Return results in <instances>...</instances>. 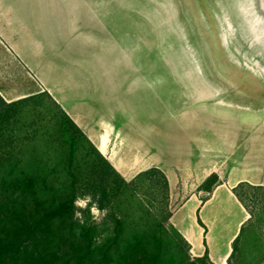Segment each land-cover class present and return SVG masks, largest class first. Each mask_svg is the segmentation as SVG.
I'll use <instances>...</instances> for the list:
<instances>
[{"label": "rangeland", "instance_id": "rangeland-1", "mask_svg": "<svg viewBox=\"0 0 264 264\" xmlns=\"http://www.w3.org/2000/svg\"><path fill=\"white\" fill-rule=\"evenodd\" d=\"M243 7L242 0H48L46 79L58 89L52 99L95 145L108 134L106 157L127 181L152 168L170 174L163 206L146 201L166 207L171 226L188 200L211 197L201 190L204 176L218 169L229 177L231 151L240 164L260 162L264 49ZM34 110L58 112L43 99L20 115ZM22 125L0 123L7 133L1 152L20 142L9 136ZM240 192L253 216L243 206L250 217L236 244L227 245L244 216L237 204L219 194L205 216L214 223L217 252L236 249L227 264H264V191ZM79 201L82 209L90 203ZM91 213L104 224L106 212L92 206ZM188 254L197 258L191 246Z\"/></svg>", "mask_w": 264, "mask_h": 264}, {"label": "trees", "instance_id": "trees-1", "mask_svg": "<svg viewBox=\"0 0 264 264\" xmlns=\"http://www.w3.org/2000/svg\"><path fill=\"white\" fill-rule=\"evenodd\" d=\"M43 99L58 112L34 110L22 118L25 105ZM0 102L7 110L0 111V123L23 124L9 133L21 138L7 144L12 150L1 152L0 146V264H213L208 251L192 259L189 243L169 224L172 213L162 206L170 183L162 170L127 181L49 94ZM19 155L25 157H14ZM219 184L212 174L201 190L211 194ZM244 188L264 187L242 183L233 190L253 216L240 192ZM149 196L162 206H148ZM82 198L90 201L85 209L76 204ZM92 206L106 212L104 224L93 221ZM103 226L107 237L101 240Z\"/></svg>", "mask_w": 264, "mask_h": 264}, {"label": "crops", "instance_id": "crops-1", "mask_svg": "<svg viewBox=\"0 0 264 264\" xmlns=\"http://www.w3.org/2000/svg\"><path fill=\"white\" fill-rule=\"evenodd\" d=\"M47 4L48 0H0V98L6 104L37 95H58V89L50 86L46 79L49 65L47 56L49 39L46 29ZM74 122L76 123L75 120ZM108 141V134L100 136L99 145H95L91 140L105 157L108 152ZM238 156L237 150L231 151L230 172L226 180L218 169L203 177L201 185L212 174L219 178L220 184L214 189L210 198L205 202L200 201L197 196L191 198L181 207L180 213L172 219V226L189 243L193 254L201 258L208 251L213 264H227L232 251L226 248L221 251L222 253L217 252L220 248L216 247L217 243L214 242L215 238L212 236L214 223L206 218L205 211L217 200L219 194H224L229 202H234L242 209L243 219L228 241L229 247L250 217L234 195L233 190L242 183L264 187V149H261L259 153L260 162L248 160L246 165L240 164ZM165 174L173 186L170 174L168 172ZM199 220L204 227L199 224Z\"/></svg>", "mask_w": 264, "mask_h": 264}, {"label": "water", "instance_id": "water-1", "mask_svg": "<svg viewBox=\"0 0 264 264\" xmlns=\"http://www.w3.org/2000/svg\"><path fill=\"white\" fill-rule=\"evenodd\" d=\"M242 1L244 4V12L249 13L250 16L252 17L253 26L258 30H260L264 35V0H242ZM254 23L256 26L254 25Z\"/></svg>", "mask_w": 264, "mask_h": 264}, {"label": "bare ground", "instance_id": "bare-ground-1", "mask_svg": "<svg viewBox=\"0 0 264 264\" xmlns=\"http://www.w3.org/2000/svg\"><path fill=\"white\" fill-rule=\"evenodd\" d=\"M243 8H244V7H243ZM243 12H244V11H243ZM244 15H245V18H246L248 24H249V25H250V24L252 25V27H251V25H250L251 30H253V32H255V33H254V35L256 36V37H255V41L258 43V45L262 46L263 49H264V35H263V33H262L260 30H258L257 28H255V27L253 26V20H252V17L250 16L249 13L244 12ZM254 25H255V23H254ZM255 26H256V25H255ZM253 28H254V29H253ZM222 38H223V40L225 41V35H224V34H223ZM225 43H227V42L225 41Z\"/></svg>", "mask_w": 264, "mask_h": 264}, {"label": "clouds", "instance_id": "clouds-1", "mask_svg": "<svg viewBox=\"0 0 264 264\" xmlns=\"http://www.w3.org/2000/svg\"><path fill=\"white\" fill-rule=\"evenodd\" d=\"M76 204H77V206H79V207H84L85 205L81 202V201H79V200H77L76 201ZM96 210H95V208L93 209V212H95ZM75 216H76V218L77 219H80L81 221H82V213H80V212H76L75 213Z\"/></svg>", "mask_w": 264, "mask_h": 264}]
</instances>
